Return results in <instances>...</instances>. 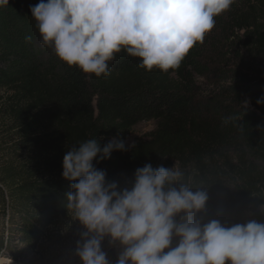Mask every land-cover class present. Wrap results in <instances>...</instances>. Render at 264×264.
<instances>
[{
	"label": "trees",
	"instance_id": "16d2710c",
	"mask_svg": "<svg viewBox=\"0 0 264 264\" xmlns=\"http://www.w3.org/2000/svg\"><path fill=\"white\" fill-rule=\"evenodd\" d=\"M37 3L0 6V90L7 92L0 111L17 134L21 161L17 171L6 165L0 178L10 184L0 188L10 212L1 257L19 260L37 250L74 212L62 160L88 139L125 144L93 161L108 181L130 187L138 167L175 165L182 183L206 192L198 213L204 222L264 223V104L256 103L264 96V0H233L175 69L146 71L122 49L100 77L69 66L41 42L29 9ZM150 120L154 128L130 141Z\"/></svg>",
	"mask_w": 264,
	"mask_h": 264
},
{
	"label": "clouds",
	"instance_id": "9594fccd",
	"mask_svg": "<svg viewBox=\"0 0 264 264\" xmlns=\"http://www.w3.org/2000/svg\"><path fill=\"white\" fill-rule=\"evenodd\" d=\"M232 3L39 0L29 9L45 46L69 66L100 77L109 75L108 62L122 49L141 58L138 67L146 71L177 68ZM7 4L0 0V6ZM256 103L264 104V96ZM113 150H126L124 142L101 146L100 139H88L62 160V176L72 181L67 208L85 229L75 250L82 264H110L102 250L105 237L122 247L115 264H264V223L204 222L198 213L205 209L206 192L182 183L175 165L138 167L130 187L108 181L93 161L110 158Z\"/></svg>",
	"mask_w": 264,
	"mask_h": 264
},
{
	"label": "rangeland",
	"instance_id": "374dc122",
	"mask_svg": "<svg viewBox=\"0 0 264 264\" xmlns=\"http://www.w3.org/2000/svg\"><path fill=\"white\" fill-rule=\"evenodd\" d=\"M6 97V90H0V107ZM154 126L153 120L142 122L134 129L129 140L132 141L135 137H139L152 130ZM16 135V132L10 126L9 119L5 118L0 111V178H3L2 170L6 165L13 166L16 171V168L21 165L20 158L17 157V152L14 151ZM9 185H6L0 179V188L8 191ZM7 199H9L8 196ZM9 217L10 212L8 207H4L3 203L0 202V234L2 231H5L6 237L10 226ZM84 230V227L76 220L75 214L72 212L70 216L62 220L57 228L52 229L50 239L45 240L35 251H24V256L19 260L10 258L14 261L12 264H82L75 250L76 241L80 239L79 234ZM13 245L17 249L23 246L17 239H14ZM102 250L107 254L110 264H115L119 252L122 251V247L118 241L110 243L109 238L105 237L102 242ZM1 258L0 256V260Z\"/></svg>",
	"mask_w": 264,
	"mask_h": 264
},
{
	"label": "bare ground",
	"instance_id": "6f19581e",
	"mask_svg": "<svg viewBox=\"0 0 264 264\" xmlns=\"http://www.w3.org/2000/svg\"><path fill=\"white\" fill-rule=\"evenodd\" d=\"M12 263H14V261L10 258H3L2 257L0 260V264H12Z\"/></svg>",
	"mask_w": 264,
	"mask_h": 264
}]
</instances>
